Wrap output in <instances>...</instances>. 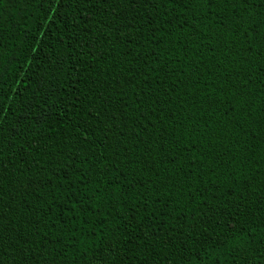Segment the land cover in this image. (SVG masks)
<instances>
[{
  "label": "trees",
  "instance_id": "trees-1",
  "mask_svg": "<svg viewBox=\"0 0 264 264\" xmlns=\"http://www.w3.org/2000/svg\"><path fill=\"white\" fill-rule=\"evenodd\" d=\"M242 8L80 0L40 36L44 0H0V264H264Z\"/></svg>",
  "mask_w": 264,
  "mask_h": 264
},
{
  "label": "snow or ice",
  "instance_id": "snow-or-ice-1",
  "mask_svg": "<svg viewBox=\"0 0 264 264\" xmlns=\"http://www.w3.org/2000/svg\"><path fill=\"white\" fill-rule=\"evenodd\" d=\"M79 2L80 0H44V3L46 5L47 15L44 16L45 24L41 26L43 28V31H40V36H44L45 32L50 30L48 28L49 23L54 25L55 23L59 22L61 24H64L66 27L69 26L68 22L63 19V17L67 15L64 10L66 8H69L72 4L74 3L78 4ZM140 2H148V0H129V3H135L137 4V6L139 5ZM206 3L209 7L220 3H223L227 6H231L233 4L242 5L243 6L242 11L249 14L247 17L249 26L244 30L243 33H241V36L252 35L254 33V30L257 29V24L251 23L253 17L259 18L258 19L259 25H264V0H206ZM236 19L239 20L240 23L235 24L234 28L229 30L239 31V29L244 26V23L246 22L244 18L236 17ZM71 27L73 28L79 27V24H72ZM35 34L36 33L34 32L33 36H35ZM254 34L255 36H259L260 32L256 30ZM61 42L63 43V41ZM261 42L264 43V39H262ZM79 46L84 47V44H80ZM91 47H94V45H90V48ZM249 48H250V43H249ZM33 51H35V49H33ZM21 83H23V81ZM24 88L25 90L27 89V84H24ZM17 95L22 96L23 93L18 92ZM0 111H5V110L0 109ZM13 114H15V112H13ZM39 147L40 146L37 145L32 150L38 151ZM4 170H6V166L2 162H0V172Z\"/></svg>",
  "mask_w": 264,
  "mask_h": 264
}]
</instances>
